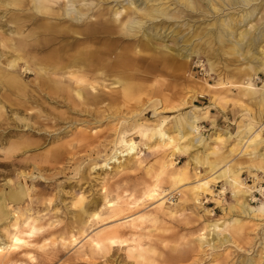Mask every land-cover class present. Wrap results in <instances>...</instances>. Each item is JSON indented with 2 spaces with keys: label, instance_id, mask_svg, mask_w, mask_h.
Returning <instances> with one entry per match:
<instances>
[{
  "label": "rangeland",
  "instance_id": "rangeland-1",
  "mask_svg": "<svg viewBox=\"0 0 264 264\" xmlns=\"http://www.w3.org/2000/svg\"><path fill=\"white\" fill-rule=\"evenodd\" d=\"M70 1L0 0V264H264V0Z\"/></svg>",
  "mask_w": 264,
  "mask_h": 264
},
{
  "label": "bare ground",
  "instance_id": "bare-ground-1",
  "mask_svg": "<svg viewBox=\"0 0 264 264\" xmlns=\"http://www.w3.org/2000/svg\"><path fill=\"white\" fill-rule=\"evenodd\" d=\"M35 1V5L37 6V8L38 9H43L44 7H43V5L44 4H46V3H54L55 2V0H34ZM67 1H69V3L71 2L70 0H67ZM133 1V0H132ZM182 1H185V0H182ZM228 1V0H227ZM73 2V1H72ZM131 2V1H130ZM177 2V1H176ZM245 2H246V0H245ZM56 3H57V1H56ZM135 3V2H134ZM149 3V2H148ZM126 4H127V2H126ZM136 4V3H135ZM142 4V3H141ZM190 4V3H189ZM63 5V4H62ZM73 5V4H72ZM86 5V4H85ZM145 5V4H144ZM121 6H122V4H121ZM191 6V5H190ZM63 7H65V5L63 6ZM77 7H78V4H77ZM87 7V6H86ZM160 7V6H159ZM161 7H163V6H161ZM66 8V7H65ZM76 8V7H75ZM145 8V7H144ZM73 9V8H72ZM79 9V8H78ZM77 9V10H78ZM84 9V8H83ZM148 10H149V8H147ZM77 10L75 9L74 11L73 10H71L70 8L69 9H65V13H63V11H62V15H67V16H69V17H71V18H76V20H79V19H81L83 16H85V11L84 12H81V13H78L77 12ZM144 10V9H143ZM83 11V10H82ZM164 11L165 10H163L162 8H156V9H154V14H158V15H164ZM77 13V15H76V17H75V13ZM139 12H140V9H139ZM138 12V13H139ZM150 13H153V11H151ZM149 13V14H150ZM149 14L147 13L146 15H148L149 16ZM111 15V14H110ZM116 13H114V17H116ZM137 15V14H136ZM139 15V14H138ZM152 14H150V16H151ZM247 15V14H246ZM155 17V16H154ZM166 17V16H165ZM167 17H169V16H167ZM136 18H138V17H136ZM147 18V17H146ZM150 18V17H149ZM145 19V18H144ZM155 19H156V17H155ZM159 19V18H158ZM147 20V19H146ZM141 21H143V20H141ZM145 21V20H144ZM143 21V22H144ZM148 21V20H147ZM147 21H146V23H147ZM249 21V20H248ZM109 23H110V21H108ZM240 22V21H239ZM141 23L142 22H140L139 20L138 21H135L134 19L133 20H131V18H130V20H128L126 23L124 22V24L122 25V27H121V31H122V33L123 34H127V35H129V34H135V33H140V32H138L139 30H141L140 28L142 27L141 26ZM111 25H112V23H111ZM157 25V24H156ZM161 25V24H160ZM175 25V24H174ZM144 26V25H143ZM158 27V26H157ZM229 27V26H228ZM142 28H145V27H142ZM149 29V28H148ZM229 29V28H228ZM159 30V29H158ZM83 31L86 33V34H89L88 32H92L93 31V29L91 28V26L89 25V24H87L86 25V27L83 29ZM146 31H147V29H146ZM223 31H225V30H223ZM264 31V30H263ZM232 32V31H231ZM144 33V32H143ZM150 34V33H149ZM233 34V33H232ZM141 35V34H140ZM251 35V34H250ZM111 36V35H110ZM131 36V35H130ZM145 36V35H144ZM153 36H154V34H153ZM165 36V35H164ZM245 36V34H243V33H241L240 34V37H244ZM177 37H179V36H177ZM246 37V36H245ZM162 38V37H161ZM199 38V37H198ZM257 38H259V37H257ZM261 38V37H260ZM154 40V39H153ZM178 40V39H177ZM249 40V39H248ZM165 41V40H164ZM179 41V40H178ZM182 41V40H181ZM247 42V41H246ZM251 42H252V40H251ZM165 43V42H164ZM168 43V42H167ZM220 43V42H219ZM161 44V43H160ZM242 44L243 43H241V40L240 41H238V42H236L235 43V45H234V47L232 48L233 50H235V51H241V48H242ZM247 44H250L249 43V41H248V43ZM185 45V44H184ZM252 47H253V45H251ZM169 47V46H168ZM186 47V46H185ZM173 48V47H172ZM220 48V47H219ZM244 50V49H243ZM187 51V50H186ZM5 52V51H4ZM260 52V51H259ZM184 53H186V52H184ZM194 52H193V50H191L190 49V51H188V53L187 54H185L184 56H185V58L186 59H188L192 54H193ZM262 55V59L264 60V51L262 50V53H261ZM181 56H183V55H181ZM70 76L72 77V79L74 78L77 82H79V83H83V82H85V79L83 78V77H81L79 74H74V73H70ZM248 85V86H247ZM195 87V86H194ZM240 87H241V89H243V90H245V91H249L250 89H252L253 88V85H252V83L251 82H248L246 85H244V86H242V85H240ZM263 87H264V83H263ZM196 90V89H195ZM193 92H195V91H193ZM197 92V91H196ZM261 94H262V100H263V102H264V89L262 90V92H261ZM49 95V94H48ZM184 101V100H183ZM200 108V107H199ZM204 110V109H203ZM190 117V116H189ZM194 117L195 116H192L190 119H189V121H186L185 120V122H187L188 123V129L190 128L192 131H197L198 130V127L197 126H195V119H194ZM184 119V118H183ZM183 121V120H182ZM185 125V124H184ZM179 128V127H178ZM160 130H161V128H160ZM184 131V130H183ZM161 137H162V139L163 138H167V134H165L164 132H160V134H159ZM188 135V134H187ZM253 138H254V136H253ZM260 138V137H259ZM169 141H171L172 142V139L169 137ZM120 143H122V146L124 147V150H118V154H121V153H123V151H125L126 152V154H131V153H133L134 151H135V147H136V145H135V143H134V141H132V139H130V140H124V139H121L120 140ZM163 145H164V143H163ZM185 146V145H184ZM176 148V147H175ZM179 150H181V149H184L185 150V147H179L178 148ZM116 154V153H115ZM112 157V156H111ZM206 182L205 181H201L200 182V185H202V184H205ZM146 188V187H145ZM146 191V190H145ZM25 192H26V195L28 196L29 195V191H28V188L26 187V185H25ZM3 194V193H2ZM159 195V193L156 191V187L154 186V188H152V189H150V190H148L147 191V196L148 197H156V196H158ZM7 196L9 197V199H10V201L12 202V203H15V201L19 198V196H20V193H19V191H17V189L16 190H14V189H9V192L7 193ZM0 198L2 199V196L0 195ZM5 200V199H4ZM146 200V199H145ZM19 205V204H18ZM262 211L264 210V209H261ZM134 225V224H133ZM22 226V225H21ZM32 231H34L33 229H32ZM115 238H113V237H108L107 238V240L108 241H110V242H115V240H114ZM13 241H18V238L14 235V237H13ZM227 241V240H226ZM98 243V242H97ZM8 246H9V244H8ZM7 246H0V251H2V250H4L5 248H6Z\"/></svg>",
  "mask_w": 264,
  "mask_h": 264
},
{
  "label": "water",
  "instance_id": "water-1",
  "mask_svg": "<svg viewBox=\"0 0 264 264\" xmlns=\"http://www.w3.org/2000/svg\"><path fill=\"white\" fill-rule=\"evenodd\" d=\"M17 186H18L17 191H19L20 196H19V198L15 201L14 204L21 202L24 198L27 197L26 192H25V186H24V184H23L22 182H18V183H17ZM8 192H9V191H8ZM8 192H7V193H8ZM6 196H7V194H6ZM7 199H8L9 202H11L8 196H7ZM11 203H12V202H11Z\"/></svg>",
  "mask_w": 264,
  "mask_h": 264
}]
</instances>
